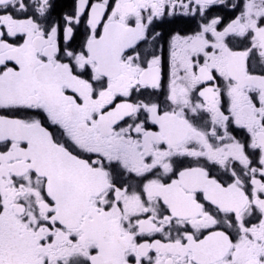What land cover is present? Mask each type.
<instances>
[{"label":"snow or ice","instance_id":"1","mask_svg":"<svg viewBox=\"0 0 264 264\" xmlns=\"http://www.w3.org/2000/svg\"><path fill=\"white\" fill-rule=\"evenodd\" d=\"M0 264H264V0H0Z\"/></svg>","mask_w":264,"mask_h":264}]
</instances>
